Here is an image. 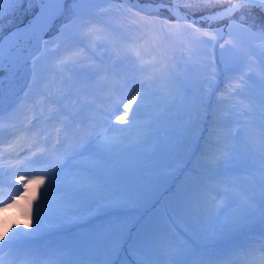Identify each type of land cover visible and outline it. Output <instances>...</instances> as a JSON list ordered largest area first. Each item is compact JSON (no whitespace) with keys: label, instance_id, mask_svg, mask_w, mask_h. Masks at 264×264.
Wrapping results in <instances>:
<instances>
[{"label":"rangeland","instance_id":"obj_1","mask_svg":"<svg viewBox=\"0 0 264 264\" xmlns=\"http://www.w3.org/2000/svg\"><path fill=\"white\" fill-rule=\"evenodd\" d=\"M158 1L179 6L181 15L119 11L112 0H84L73 15L66 5L67 17L42 35L28 69L23 62L1 76L0 160L9 153L15 159L0 167L27 181H45L31 189L39 192L25 193L0 212V240L11 242L0 257L3 264L16 259L84 264L87 257L103 255L110 237L120 242L102 264H214L216 258L243 264L248 254L258 258L264 252V238L257 236H264L261 231L240 232L245 223L264 220V12L243 0H222L225 5L220 1L216 11L232 10L221 14L223 19L208 18L216 11L201 13L202 0ZM235 4L239 10L231 7ZM40 5L41 0H5L0 38ZM185 16L189 22L179 19ZM210 54L220 62L215 82L224 90L212 86L211 116L197 140L200 99L204 86L212 84L206 77ZM139 92L141 101L131 117L137 120L124 122L128 131L107 144L118 120L109 132L105 125L126 112ZM23 118L25 131L13 124ZM9 141L12 146L5 147ZM71 167L81 176L76 170L54 175ZM173 182L174 191L166 192ZM62 194L69 213L97 212L92 224L60 236L57 229L67 218L57 217L54 225L40 226L50 229L48 235L24 238L23 232L31 230H23L17 218L11 221L13 215ZM112 207L133 208L113 221L103 216ZM163 213H171L195 246L171 234ZM121 242L126 243L122 252ZM115 255L123 256L114 260Z\"/></svg>","mask_w":264,"mask_h":264},{"label":"trees","instance_id":"obj_2","mask_svg":"<svg viewBox=\"0 0 264 264\" xmlns=\"http://www.w3.org/2000/svg\"><path fill=\"white\" fill-rule=\"evenodd\" d=\"M162 1H166V0H162ZM220 1H222V0H213V1L212 0L211 1L210 0H202L201 4L205 8H199V9H201L200 10L201 13L204 11H213V10H215V7H218L217 5ZM113 2L115 3V9L116 10L124 11V8L119 6V3L116 0H113ZM205 2L214 3V5L207 4ZM225 3L226 2L222 1V5L223 4L225 5ZM203 9H204V11H203ZM66 11H67V8L65 5V11H64L63 15L61 16L63 19H65L68 15V12L66 13ZM82 48L84 50H86L87 52L93 53L91 51V49H89L85 45H83ZM207 63L209 66H211V69L207 70V76L206 77L210 79L212 84H210V86H208V85L204 86L203 97H202V100L200 99V105L202 106V111H201V115H199V117L201 119H200L197 127H195V133H196L195 135H196L197 140H198L197 132L200 129L202 130V127L206 124V121L209 117V113L207 112V104H208V101H210L212 96H213L212 95V92H213L212 86L215 87V85H216L217 88L224 90L223 84L221 85V84H217V82H215V80H217L221 77L220 76L221 75L220 72H222L221 70L216 69L215 70L216 73L218 71L219 72L215 76V79H212L214 72H215L214 71L215 64H220V62L216 61L215 57H213V55L211 56V54H210V59L207 60ZM219 73H220V75H218ZM213 94H215V93L213 92ZM122 113L123 114H119V116H117L113 121H116L120 117L125 115V112H122ZM131 119L135 120V121L137 120L135 117H133ZM125 122H127V120ZM25 123H26V119H24V118L20 119V120L16 119L14 121L15 126L20 127L23 130H27V126H25ZM200 123H201V125H200ZM112 126L113 125H111V127ZM111 127L106 132H109ZM121 131H123V132L128 131V128H127L125 123H117V125L113 127L111 133H109L110 136L107 137V144L112 146V144H113L112 142L117 141L115 138L117 137V134ZM101 137H103V136H101ZM9 155H11V153H9ZM70 170H76L77 171L76 176H81L79 169H75L72 167L64 169L63 171H58L54 175L55 176H57L58 174L65 175L66 171H70ZM183 172H185V171H182V173ZM7 174L11 175L12 177H9ZM16 175L17 174H14L11 171L9 173H7L6 171L0 170V212L3 211L5 205L11 203L15 199H16L15 200V203H16L17 200H19V197H21V196L24 197L25 193H28V195H30L32 192H39L36 188L31 190L37 184H34V183L29 184V183H27V180H25L22 176L18 175L19 177H17ZM13 177H15V178H13ZM47 177H51V176H47ZM67 178H69V177H67ZM77 180L78 181L80 180L79 177H77ZM68 184H69V186H72V179L68 181ZM174 184L175 183L173 182L172 185L170 186V188L169 187H164V188L167 190H168V188L172 189L174 187ZM25 189H26V191H25ZM165 189H164V191H165ZM18 190H20V191H18ZM63 198H66V195H63V194L59 195L55 199L51 200L50 201L51 203L47 202L48 199L45 198V199H43V201L41 202L39 207L35 208V206H33L31 208H29V207L26 209L24 208L23 212L18 213V214H14L13 215L14 217H13V219H11V221H13L17 218L15 221H17L19 225L21 224L20 227L24 226L23 230H31V232H25V233L23 232V234L29 235V236L26 235V237H24V238H29L31 240L42 238V237L48 235L50 233L49 232L50 229L47 228L44 230V228H43L42 230H40V228H41L40 226L54 225L55 218H57V217H58L59 221H61L63 218H67V219H65L64 223H62L63 225H60V227H58L59 229H57V230L64 229L65 230L64 232H66V233L67 232H73V230H75L77 228L81 229L84 226L88 225L91 221H93L92 219L96 216L95 214L97 212H95L93 214L92 213L87 214V215L82 216V217L80 215L76 216L75 213L71 214V213H69L70 206H67V202L64 201ZM69 202L71 203V201H69ZM34 205H36V204H34ZM93 206L104 207L102 204L98 205L97 203L93 204ZM132 208L133 207H125V208L112 207V208H109L110 209L109 211L113 214L115 213L118 216H120L122 214L131 213ZM6 211H8V210H6ZM3 214H1L0 217ZM108 214H109V212H108ZM166 214L168 215L169 219H171V213H166ZM124 217L125 216H123L122 219ZM171 222H172V225H174L175 229H176L177 223L175 222V220L171 219ZM11 224H12V222H11ZM25 225H28V227H25ZM119 242H120V240L118 238L110 237L109 239H107L105 252L103 253V255H101L100 257H96V258L87 257L84 260V264H102L104 257L105 258L110 257V254L113 256V251H115L116 244ZM124 247L126 249V243L121 242L120 243V252H122L124 250ZM125 253H126V250H125ZM121 256H123V255H121ZM117 257L118 256L115 255L114 260ZM72 263L73 262H70L69 264H72Z\"/></svg>","mask_w":264,"mask_h":264},{"label":"snow or ice","instance_id":"obj_3","mask_svg":"<svg viewBox=\"0 0 264 264\" xmlns=\"http://www.w3.org/2000/svg\"><path fill=\"white\" fill-rule=\"evenodd\" d=\"M4 2H5V0H0V6H2ZM8 2L9 3H23V0H8ZM49 2L53 3V4H59L60 5V10H59V13H58V16H60V15H63V13L65 11V7H64L65 5H67L71 9V11L73 12V15H76L77 12H78L77 5L83 3L84 0H49ZM243 4L244 5H249V6H252V7H260L261 10L264 11V0H243ZM185 6H190V5H185ZM231 7L233 9H235V10H239L240 6H231ZM129 8H130V10L133 13L139 12V13L144 14L145 16H151L150 15L151 12H157V13L159 12V7L158 6H154L153 4H146L141 9L133 8V7H130V6H129ZM145 10H147V11H145ZM230 10L231 9H223L222 11L223 12H230ZM168 11H170V12L175 11L177 16L181 15V13L179 11V6L175 10L169 8ZM39 14H40L39 9H37V12L35 13V15H39ZM35 15L31 19H35ZM212 15H218V14H212ZM158 17L160 19H165V20L167 19L166 17H160V16H158ZM55 18H58V17H54V19ZM223 18L224 17L221 16V19H223ZM2 19H3V14H2V11H0V20H2ZM185 19H186V16H185ZM30 22H31V20L29 21V23ZM192 23L195 25L196 21L193 20ZM25 27H27V25H25ZM197 28H198V25H197ZM15 31H19V30L16 29V30H13L12 32H9L8 36H12ZM2 32H3V28L0 27V33H2ZM215 37H218V36H215L213 34V39L214 40L216 39ZM214 71H215V69H214ZM0 73H7V68H6L5 64H4L3 41L2 40H0ZM8 77L10 78V76H8ZM212 79H215L214 75H213ZM2 84H3V77H0V85H2ZM141 95H142V92H139L135 96L134 99L130 98L131 102L128 105V109L126 110L125 115L118 119V123H124L126 120L129 121V122H132L131 117L134 115V111H135L133 106L134 105H136V106L139 105V103L141 101ZM0 121H2V120H0ZM216 142L218 143L219 140H217ZM27 183H29V184L34 183V184H37V185H43L45 183V181L43 179H37V180H33V181H27ZM25 191H26V189H25ZM19 198L23 199L24 197L21 196ZM15 200H13L11 203L5 205L3 210H7L8 208L14 207ZM25 227H28V225H25ZM0 251H2V250H0ZM132 254L134 256H136L137 260L139 259L138 254H136V253H132ZM0 264H3V260L2 259H0ZM243 264H264V252H260V255H259L258 258H256L255 253L248 254L247 256L244 257Z\"/></svg>","mask_w":264,"mask_h":264},{"label":"bare ground","instance_id":"obj_4","mask_svg":"<svg viewBox=\"0 0 264 264\" xmlns=\"http://www.w3.org/2000/svg\"><path fill=\"white\" fill-rule=\"evenodd\" d=\"M52 5L54 4L50 3L49 0H43L42 5L39 7L40 14H34L35 19H31L33 15L23 25L13 29H18L19 31H15L12 36H8V33L13 31L11 30L1 38L3 41L4 64L8 71L17 69L21 63H23L26 57L23 48L28 43H33L35 41L36 31L40 27V24L44 22L43 19L45 14L51 11L50 7H52ZM173 13L176 15L175 11H173ZM30 20L31 22L29 23ZM25 25H27V27H25Z\"/></svg>","mask_w":264,"mask_h":264},{"label":"water","instance_id":"obj_5","mask_svg":"<svg viewBox=\"0 0 264 264\" xmlns=\"http://www.w3.org/2000/svg\"><path fill=\"white\" fill-rule=\"evenodd\" d=\"M126 3H128L127 1H125ZM130 7H133V8H139L140 6L138 4H134V6L131 4V3H128ZM163 7H167L166 5H162ZM231 6H238V4H235V5H231ZM52 9H53V12L52 13H49L47 14L45 17H44V22H42L40 24V27L38 28V31L36 32V38L37 40H39V37H38V34L39 32L44 28L45 24L47 22H49L51 19H53L57 13L59 12L60 10V5L59 4H54L52 5ZM223 9L219 10V11H216L214 12V14H218V15H206L208 18H214L215 16H221V14L225 13L222 11ZM181 19H183L184 21H187L189 22V20L185 19L184 17H182ZM38 49V46L32 50L31 54L34 53L36 50ZM7 248V243L5 241H1L0 242V250L4 251L5 249ZM0 251V253L2 252Z\"/></svg>","mask_w":264,"mask_h":264}]
</instances>
